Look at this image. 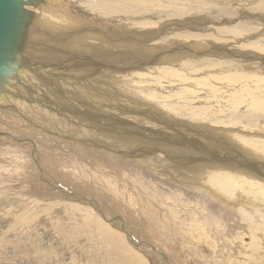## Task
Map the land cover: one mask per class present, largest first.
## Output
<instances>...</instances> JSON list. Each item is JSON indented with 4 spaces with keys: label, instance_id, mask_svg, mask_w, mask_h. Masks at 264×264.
<instances>
[{
    "label": "rangeland",
    "instance_id": "rangeland-1",
    "mask_svg": "<svg viewBox=\"0 0 264 264\" xmlns=\"http://www.w3.org/2000/svg\"><path fill=\"white\" fill-rule=\"evenodd\" d=\"M80 1H86L87 2L88 0H65V1L63 0V2L68 6V10L66 11V13H69L70 15H72L73 12H75L73 14L80 13L77 10L80 7L78 5H83L80 3ZM90 1H92L98 9L95 12H91V13L89 12L90 14H94V13L98 14L99 12L100 13L103 12V7H102V10L100 7L103 6V4H104L103 2H105V0H90ZM107 1H111L112 10H109L108 15H106L105 17H101V18L115 19L116 22L113 24V27H109V28L125 29L128 33H132V34L138 33V35H139L140 33H142L141 35H146V34H149V32L152 33L154 30H156V27L160 26V23L164 24L168 21H176V19L177 20L180 19V20H182L180 22H183L184 20H187V19L192 20L195 18V20L197 22L203 23V21H200V19L202 20L204 18L205 20L208 19L209 24L207 23V25L205 24L204 26L201 25L200 26L201 29L204 28L202 31L200 30V27H196V25H194L193 23H190L187 26H181V28L179 26L177 28H179L180 30L183 29L181 32L193 31L195 33H198V35L208 33V35H204V37H200V39H203L202 41H205V42L206 41H213L215 43H218L219 39H220V34L218 32V29L224 28V30H229L232 34L234 32L233 36L235 37V39L238 37L236 40H233V38H231L230 36H227L228 41H229V42H226L227 47H231V46H229V43L230 44L234 43L233 45H235V48H237V46H238L237 49H241L242 52H246V50H242V49L246 48L245 45L249 44V43H257V45H259V42H256V41H259L262 38L261 34H263V32H264V0H183V1L182 0H166V1L165 0H127V1L126 0H124V1L107 0ZM99 2H100V4H99ZM120 2H121V4H120ZM123 2H124V4H123ZM112 3L115 6H113ZM116 3L118 4V6ZM198 4H200V6ZM150 5H151V8H150ZM123 6H124V8L126 7V9H127L126 11L123 10ZM129 6H130V8H129ZM183 6H184V8H182ZM65 7L60 6V9L63 11ZM207 8H208V11H207ZM66 9H67V7L65 8V10ZM115 9H117L119 12H117V10L115 12ZM183 9H185V10H183ZM99 10H101V11H99ZM110 11H112V12H110ZM151 12H153V13L155 12V13L153 14ZM186 12H188V13H186ZM152 14H153V16H152ZM199 14H200V16H199ZM208 14H210V15L208 16ZM176 17H179V18H176ZM190 17H192V19ZM225 17H226V19H225ZM222 19H223V21H222ZM117 21H118V23H117ZM209 21H211V22H209ZM128 22H130V23H128ZM176 24H180V23L176 22ZM131 25L134 27H132ZM141 26H143V27H141ZM184 27H186V28H184ZM206 27L207 28L209 27V28L205 29ZM233 27H234V30L232 31ZM147 28H148L149 32L148 31L145 32ZM177 28H176V30L174 29L176 34L173 33L171 35L172 37L175 36V38H173L174 40H180V42L191 41L190 39H192V38L184 37L182 35H177V34L181 33V32H179L180 30ZM215 30L217 31V35L219 34V36L215 37V35H216ZM199 31H200V33H199ZM252 31H254V32H252ZM243 32H245L246 34ZM260 32H261V34H260ZM209 34H210V36H209ZM32 35L34 36V34H32ZM32 35L30 36V38L33 37ZM250 37L252 40L250 39ZM67 38L70 39V38H72V36L67 37ZM210 38H211V40H210ZM200 39L198 38L195 40L198 41ZM32 41L33 42H31L30 47H29L30 52H32V54H39V52H37L36 50L43 47L44 44L37 42L35 37L32 38ZM193 41H194V39H193ZM154 42H156V41H154ZM220 43H222V42H219L218 44H220ZM193 48L196 51L198 48H201V47L196 46ZM246 49H249V48H246ZM229 50H231V49H228V50L225 49L224 51H229ZM232 51H234L236 53H233ZM200 53L203 55L197 59L195 58V60H194V58H191V60H190L191 62H188L191 65L190 64L186 65L185 67H183V69L180 68L179 70H176V69L169 67L168 70L166 71L167 74L164 77H162V75H160V74H157V72H155L156 74L153 72L152 76L154 77V75H155L154 78H156V79L154 80V79L150 78L152 81L150 79H143V80L135 79L136 81H134V79L131 80L128 78L129 79L128 80L126 78L122 79V78H119V77L116 78L113 76H109V78H108V76L105 74L104 75H91L90 74L87 77L79 76L78 74L71 72L70 70H66V71L55 70L54 65H52V63L55 62V66L56 65L59 66L60 62L58 59L49 61L44 56H41V58H35V57H32V55L29 56V57H32L31 60L33 59L32 61L30 60L31 62H33V63L35 62L36 65H40L42 67L44 66L45 70H48L49 71L48 73H50L52 76L47 75V80L45 78L44 79L45 81L43 80V82H42L39 80L37 74H34V77H35L34 78L33 73L28 71L27 69H26V71H21L18 75V78L15 81H13L12 86L8 87L10 92L8 94H6V96L4 98H2V100H0V147L3 146L2 147L3 149L0 148V150L3 153H5V154H3L0 151L2 153V154L0 153V155L1 156L3 155L5 158L4 159L3 156H2V158L4 160L2 158H0L1 159V161H0V201H1L0 202V264H133V262H130L127 259L125 253L122 252V250H120L118 248V246L116 245L114 240L109 239L108 241H106L108 238H105L100 233H98V231H96L98 229V225H99L98 219H99V221L101 219L104 220L102 217H99L100 214L96 210H94V208H96V207H99V208L104 207L106 210L108 209L107 210L108 212H106V210H104V208H100L101 210L102 209L104 210V211L102 210L104 212V214H105V212H106V214L108 213V215H110L112 213L110 215V217H111L110 219L113 218L112 216H114V213H116V214L118 213L117 215H119L125 222H127V224L129 226L131 224L130 227L133 229V235H134V238L136 240H138V241L143 240L142 236H144V234H145V238L146 239L148 238V241L151 242L152 246L160 249L168 257V260L171 262L170 263L169 261L168 262L165 261V258L161 257L157 253H151L148 251L146 253H144L142 251H138L128 241L127 236L121 231L120 226L118 225V227H117V225H115L116 222L109 223V222H106L104 220L105 221L104 224L107 223L108 227L112 231H115L116 233H118V235H120V237H122V239L124 240V243L127 246H129L131 248V250H133L134 252L141 255V257L145 260V264H264V218L262 217V215L260 213V212H263V215H264V209H263L264 208L263 207L264 206V204H263L264 203L263 202L264 201V198H263L264 194L263 193H261V194L255 193L252 190L251 191L252 193L249 192V194H248V192H246L247 193L246 194L244 191H242V193L240 194V192L237 188H231V191H233L234 193L231 192L230 195H227L228 197L226 196L227 198L225 197V200H226V203H229L232 205H233L232 202L235 201L234 204L236 205L237 210H236V212L235 211L234 212L233 211L227 212V210L226 211L224 210V212H223V210H222L223 215H225L226 218H228V219H226L224 216V221L225 220L228 221L229 224L224 222L223 220H222V222L218 221V220L217 221L213 220L212 221L213 225L211 224L212 222L206 223V220L204 219L205 217L203 214V213H205V211H204V208L201 207L199 202L197 200H195L196 202H194V200H192L194 198H189V197H187V200H186L185 196H184L185 194L181 189L180 190L182 192L180 193V190H179L180 186L179 185H181L184 182L182 180H180L182 177L179 175H182L183 173H180L178 175L179 171L177 170V168H175L176 170L175 169L173 170V167L169 168L171 166L170 163H168L167 164L168 167H166L163 164L155 162V159L158 157V155L160 153L153 155V157H151V158L149 157L148 160L147 159L134 160V159H132V158H130V157H128L122 153L125 151V150H122L123 147H125V146L128 147V143L129 144L131 143V135L124 134L121 131H117L115 133V135L114 134L111 135L108 133L106 134V132L102 131V129H100L101 132H99L100 131L99 129L96 131L94 128V125L96 123H98L99 121L104 122L103 120H101V119L99 120V118L94 116L95 113L97 114V112H100V111H102V112L105 111L104 113H109V114H114V113L119 114L128 120H132L138 124H142V123L150 121V119L147 116L141 114L139 112V110L147 109V108L157 110L156 109L157 106H158V108L160 106L162 108H159V109H161L163 111H170L171 107H172V108H174V109H172L173 112L171 111L172 113L175 114L176 111L179 112V113H176V115L181 114V116L187 117V115L189 116V114H190V116H194V113H195L196 114L195 116H197V117H194V118H200V119L202 118L203 119L204 115H205V117L206 116H208V117L215 116L217 118L220 117L219 121H221V123L227 122V120H228L229 124L225 123L223 125L227 124V125H229V127L220 125L221 128L223 127V129H226V131L228 129H230L227 131V133H226V131L224 133L227 134V136H228L231 133L230 131H232V129H233L232 127H234V129H235V130L233 129L234 132L237 130L241 134H243L244 137L239 139L241 141L238 140V142H241L240 144L242 146H244V149L247 152H249V153L253 152L251 154H253L254 156L252 155V157L255 158L256 154L254 153L255 151H253L252 149L255 150L256 148H252L253 143L255 144L257 141L260 144V147L257 146L259 148V150L261 152L264 151V149H263L264 146H262V145H264V137H263L264 136V129H263V126H264L263 123L264 122H262V121H264V68H262V66L264 67V59H262L257 54L255 56H251L250 54H242L238 50H231L228 53H224L225 58H227V60L224 58L223 53L212 54V52H210V51L209 52H200ZM40 55H42V54L40 53ZM228 55L230 57L238 56L241 58V60H245V63H243L244 64L243 66L245 67V65H246V67H245L246 69H244V67L241 66V63H242L241 61H240L241 63H238L239 61H230L231 58ZM216 57H218V58H216ZM229 58H230V60H228ZM205 59H206V61H205V63H203L202 61H204ZM214 60H215V62H213V63L214 64L216 63V65H214L212 63V61H214ZM219 60H221V61H219ZM200 61L203 65L200 63ZM223 61L226 65L224 63H222L223 65L219 64ZM230 62H233L234 64L230 63ZM235 62H237V63H235ZM257 63L259 65H261L262 69L259 70V68H257V70H256V67H252V65H255ZM230 64H232V66L235 64H237V65H235V68H234V66L233 67L228 66ZM224 65L227 67L225 68ZM249 65L252 67V69ZM189 66H190V68H189ZM192 67H194V68H192ZM212 69H214V71ZM187 73H189V74H187ZM179 74H180V76H178ZM96 76L98 77V80H97ZM178 77H180V78H178ZM48 79H50V80H48ZM124 79H126V80H124ZM234 79H235V81H234ZM158 80H160V81H158ZM230 80H231V82H230ZM46 81H48V83ZM124 81H125V83H124ZM137 81H140V82H137ZM233 81H234V83H233ZM23 82H24V84H23ZM134 82L138 83L139 86L141 85L140 86L141 91L139 90V86L137 84H135ZM150 83H151V85H150ZM156 83L158 84L157 86L154 85ZM148 85H150L152 87V89H154V90L151 89L152 90L151 91L150 86H148ZM153 86H155V87L153 88ZM158 86L160 87V89ZM51 87H52V90L56 91V93H55V94H57L56 96H53L46 91V88H51ZM137 87H138V89H137ZM192 87H194V89ZM143 89L144 90L148 89V90H145L146 91V93H145V91ZM199 90H200V93H199ZM51 92H53V91H51ZM109 94L111 96V98H110L111 100L109 99V96H108ZM127 94H130V95L128 96ZM131 94H132V96H131ZM147 95H148V97H146ZM149 95H150V97H149ZM152 95H153V99H155V101L152 99ZM97 96H98V98H97ZM205 96H207V97H205ZM52 97H53V99H52ZM106 97H107V100H106ZM128 97H131V100ZM154 97H156V98H154ZM93 98H94L95 102H94ZM132 98L134 100H136L135 98H137L138 101L136 102ZM138 98L140 99V101ZM159 98H160V100H159ZM100 99L102 100V102L103 101L104 102L102 103L100 101ZM112 99H113V102H115V104L112 103ZM127 99H128V101H127ZM21 100H23V101H21ZM43 100H45V101H43ZM61 100H63V102H61ZM108 100H109V102H107ZM123 100L124 101L126 100V101L124 102ZM156 100H158V101H156ZM217 100H218V102H217ZM82 101L90 104V106H92V107H94L100 111H97L94 113L89 108L85 109L83 107L84 104L82 103ZM141 101H143V102H141ZM144 101H147V102L145 103ZM99 102H100V104H99ZM149 102H150V105H149ZM159 102H161V103H159ZM167 102L168 103L170 102V103L168 104ZM61 103H64L65 107H64V104L61 105ZM70 103L71 104L74 103L78 110L75 109L74 107L71 108L72 110H69L68 108H70L71 106L67 108V105L68 104L71 105ZM104 103L107 105L112 103L113 107L111 105H109V106L105 105L104 106L103 105ZM154 103L156 104V106L154 105ZM172 103H176L177 105L172 104ZM247 103H248V105H247ZM22 104H23V106H22ZM124 104L127 108L125 106H123ZM146 104L148 105V107L146 106ZM157 104H159V105H157ZM162 104H163V106H162ZM164 104H166V105H164ZM249 104L251 105V107H248V106H250ZM138 105H139V107H138ZM144 105H145V107H144ZM228 105H231V106L229 107ZM20 106H22V107H20ZM116 106H118L119 108H115ZM153 106H155L156 108H154ZM165 106H168V107L170 106L168 108L169 110H165V109H167V107H165ZM177 106L180 108H178ZM210 106L212 107V109ZM246 107L249 109H247ZM123 108L126 109L125 110L126 112L122 111ZM177 108H178V110H176ZM245 108L247 109L246 111H245ZM6 109H7V111H6ZM9 109L12 111H10ZM116 109H118V110L122 109V110L121 111L119 110L120 112H118V110L116 111ZM189 109L191 110L192 113L190 112ZM207 109L209 110L210 115L205 114V113H208V112H206V111H208ZM225 109L226 110L229 109L228 112L230 111L229 113H231V115L228 114V112ZM85 110L88 114L85 112ZM182 110H185V112H187L189 110V113L187 112L186 115H184L183 113H185V112H183ZM80 111H83L84 113H80ZM211 111H212V114L210 113ZM44 112H46V113H44ZM127 112H129V113H127ZM222 112H223V114H222ZM65 113H66V115H65ZM70 113H72V114H70ZM224 113H225V115H224ZM246 113H250V114L247 115ZM12 114H13V116H12ZM45 114L47 116H45ZM81 114L84 116H82ZM226 114H228V116ZM244 114L246 115V117ZM101 115H103V114H101ZM127 115H128V117H127ZM92 117H95V118H92ZM229 117L231 120L229 119ZM33 118H34V120H33ZM132 118H135V119H132ZM224 118H225V120H223ZM243 118L245 120H247V122H248V120H251L252 123L254 121L257 123H255V122L253 124L250 123L251 125L248 123L247 127L245 128V127H243V125L245 123L244 122L245 120ZM8 120H10V121H8ZM202 121H208L207 123L209 124V127H215V125H214L215 122H212L209 120H202ZM66 123H67V126H66ZM62 124L65 128L62 126ZM7 125H9V126H7ZM72 125H73V127H72ZM74 126L75 127L77 126V127L75 128ZM61 127H62V129H61ZM216 127H217V125H216ZM219 127H217V128H219ZM248 127H250V128H248ZM260 127H261V129H260ZM10 128H12V129H10ZM29 128H31V129H29ZM71 128H72V130H71ZM79 128H81V129H79ZM5 130H7V131H5ZM16 131H17V133H16ZM54 131H56V132H54ZM59 131H60V133H59ZM237 131H236V133L238 134L239 132H237ZM258 131L259 132L261 131L262 133H259ZM26 132H27V135H26ZM71 132H72V134H71ZM74 132H76V133H74ZM97 132H99V133H97ZM102 132L104 133V135H101V134H103ZM29 134H31V135H29ZM119 134H121L122 136ZM42 135H43V137L44 136L48 137V140L45 137L42 138V139H46L44 141L47 144L41 139ZM69 135L71 137H69ZM29 136H31V137H29ZM96 136L98 137V139ZM117 136L121 139V141L124 140V142L120 143V139H117L119 141V143H118L116 140ZM64 137H66V138H64ZM92 137H94V138H92ZM123 137H124V139H122ZM125 137H126V139H125ZM249 137H250V140H249ZM16 138H19V140H16ZM31 138L33 140L32 142H31ZM60 138H62V139H60ZM112 138H114V140ZM34 139H37V140H34ZM88 139H89V141H88ZM111 139H112V141H111ZM243 139H244V141H243ZM40 140L43 141L45 144L42 143ZM101 140H102V142H101ZM108 140H110L109 141L110 144L107 143ZM47 141L52 142V143L49 142L50 147L48 146ZM247 141H250L252 144L250 142H247ZM34 142L35 143L37 142L38 144L40 142V144L38 145L37 143L35 144ZM61 142L62 143L64 142L63 145L61 144ZM91 142H93V143H91ZM98 142H100V143H98ZM245 142L249 143L250 145L245 143ZM22 143L25 146L19 145ZM56 143L60 147H58L56 145ZM69 143H71V144H69ZM105 143H107V144H105ZM27 144H28V146H27ZM66 144H68V145H66ZM115 144H117V145H115ZM9 145L10 146L11 145L12 146L18 145L20 147H23V149L19 148L22 151H18L19 153L16 154L14 150H16L18 148L14 147V150H13L14 152L12 153V150L11 151L6 150V148H8ZM93 145L96 146L95 147L96 150L99 147L98 150H100V151L97 150L98 154H96V150H94ZM10 146H9V148H10ZM86 146H88V148ZM261 146H262L263 150H261ZM42 147H44V148H42ZM54 147H56L55 151H54ZM50 148H53V149H50ZM89 148H91V149H89ZM104 148H106V149H104ZM119 148H120V150H119ZM4 149L6 150V152L3 151ZM30 149H32V151ZM65 149H67V150H65ZM125 149H127V148L125 147ZM23 150H25V151H23ZM117 150H118V152H117ZM250 150H252V151H250ZM258 151H256V152H258ZM90 152H93V153H90ZM100 152H102V153H100ZM116 152H117V154H116ZM261 152L259 153V155H261ZM8 153H10V154L8 155ZM79 153H82L81 154L82 156H80ZM263 154H264V152H263ZM26 155H28V156L25 158ZM108 155H109V157H108ZM155 156H156V158H155ZM15 157H16V159H15ZM31 157L33 160L31 159ZM160 157H162V156H160ZM84 158H85V160H84ZM150 159H151V162H149ZM258 159L260 161L263 158H261V159L257 158L256 160H258ZM116 160H117V162H116ZM146 160L148 163L146 162ZM12 161H15V162H12ZM28 161H30V162H28ZM21 162H25V163H21ZM38 162H40V163H38ZM261 162H263V160ZM18 163L20 166L17 165ZM149 163H151V164H149ZM28 164H29V166H28ZM119 164H120V166H118ZM21 165H24V166H21ZM76 165H77V167H76ZM146 165H148V166H146ZM56 166H58V167H56ZM103 166H105V167H103ZM164 166L167 170H169V172L167 170H165V168L162 169ZM121 167L124 169H122ZM110 168L112 170H110ZM59 169H60V171H59ZM170 169H171V171H170ZM148 170H149V172H148ZM80 171H83V172H80ZM145 171H147V173L149 174L148 176H147V173ZM161 171H163V173ZM176 171L178 172L177 176L175 175ZM235 171H237V170H235ZM142 172H143V174H142ZM159 172H160V174H159ZM207 172H209V171H207ZM138 173H140V174H138ZM150 173H151V175H150ZM240 173H245V172H240ZM55 174H56V176H55ZM122 175H124V176H122ZM248 175H249V177H253L250 174H247L246 176H248ZM149 176L151 179L149 178ZM15 177H16V179H15ZM108 178H110V179H108ZM197 178L200 180H203V179H201V177H197ZM159 179H161V180H159ZM44 180L45 181L51 180V182L53 181V183H52L53 185H56L54 180H58V181L63 182V183H69V184L72 183L73 185L74 184L83 185L84 188L88 187V188H86V190L88 189V191H87L88 193L86 191H83V194H85L86 197L88 199H91V200H93V197L96 198V199H94L95 200L94 203L96 204V206L94 207V206L90 205L91 203L85 197H80L82 200H85L88 203H90L88 205L86 203L84 204L83 202H81L82 204H84L88 208L87 218H84V216L80 213L79 208H75V211L78 214V215H75L76 213H74L75 211H73L74 209L72 210L73 207L71 206L72 201H74V199H72V200L70 199L72 197V195L69 198H59V197H55V196H53V197L52 196H49V197L45 196L44 197V196L40 195V193H41L40 191H42V190H40V186H43V187L47 186V184ZM141 180L143 183L141 182ZM176 181H178V182H176ZM86 182H88V183H86ZM155 182H157V183H155ZM158 182H161V183H158ZM180 182H181V184H180ZM173 183H175L174 184L175 186H172ZM177 184H178V189H176L177 190V193H176L175 188L177 187L176 186ZM136 185H138V186H136ZM158 185L159 186L161 185V187H164V188H160ZM34 187H37V189ZM38 187H39V189H38ZM73 187L75 188V191L77 193H81V191L78 190L77 186H73ZM172 187H175V188L173 189ZM170 191H173V192L171 193ZM54 192L52 191V193H54ZM94 192H96L95 194H98V193L99 194L95 196V195H93ZM235 192H238L243 197H240V195L238 193L236 195ZM243 193H244V195H242ZM181 194H183V195H181ZM257 194H259L260 196H256ZM75 196H76V194H73V197H75ZM179 196L181 199L179 198ZM224 196L225 195H223V197ZM255 196L257 197V199L260 198L258 200L261 203L262 202L263 203L262 204L258 203L259 201H257ZM249 197L251 199H249ZM188 198L190 201L188 200ZM262 198H263V200H262ZM238 199H240V203H238L239 202ZM96 200H98V201H96ZM230 200H232V201H230ZM185 201H187V202H185ZM195 203L198 205L196 206ZM249 203H252L253 204L252 206H254L256 204L254 206V208L252 207L253 212L251 211L252 208H251V205ZM259 204H261L262 207ZM241 205H243L242 207L243 208L245 207V208L243 209L241 207ZM65 206H68L69 209H66L67 207H65ZM237 206H240L241 208L240 207L238 208ZM255 207H258V208L260 207L259 212H256V214L254 211H255V209H256V211H258V208H255ZM62 209H64V210H62ZM195 209H197V210H195ZM238 209H241V210L243 209L244 212L240 211ZM245 209L248 210L249 214L247 213V210H245ZM131 210H132V212H131ZM134 210H135V212H134ZM231 213L233 216L232 215L230 216ZM257 213H259L260 215ZM73 214L75 215V217L72 216ZM134 214H136V216ZM228 214H229V216H228ZM234 214L235 215L237 214L236 215L237 217ZM108 215H107V218L109 219ZM199 215H202V216H199ZM218 215H220V214H218ZM238 215L241 217H239ZM248 215H250L249 216L250 219L248 218ZM254 215H256L255 217L261 216L262 218L261 217L255 218L256 220L257 219L259 220V221L258 220L256 221L254 219ZM19 216H21V217H19ZM220 216H218V217L221 218ZM124 217H127V218L125 219ZM202 217H203L204 221H202V219H201ZM23 218H25V219H23ZM240 218H243V219H240ZM128 219H129V221H128ZM221 219H223V218H221ZM17 220H18V222H17ZM241 220H243L244 224L241 222ZM141 221L143 222V224H141L142 223ZM82 222H84V223H82ZM216 222L218 225H216ZM201 223H203V225ZM230 223L232 226L230 225ZM143 225H144V227H142ZM215 225L217 227H215ZM227 226H229L228 227V228H230L229 230H228V228H226ZM232 227H233V229H231ZM140 228H142V234H140V230H139ZM228 231H229V233H228ZM253 237H255V238H253ZM142 245L147 246L145 244H142ZM145 248H147V247H145ZM156 261H158V262H156Z\"/></svg>",
    "mask_w": 264,
    "mask_h": 264
},
{
    "label": "bare ground",
    "instance_id": "bare-ground-1",
    "mask_svg": "<svg viewBox=\"0 0 264 264\" xmlns=\"http://www.w3.org/2000/svg\"><path fill=\"white\" fill-rule=\"evenodd\" d=\"M65 1V0H64ZM118 1V0H117ZM121 1H124V0H121ZM127 1V0H126ZM166 1V0H165ZM183 1V0H182ZM80 3L81 4H83V5H78V6H80L77 10H78V12H80V13H77V14H73V13H75V12H73L72 13V15H70L69 13H66V11L68 10V6L63 2V0H36V2H35V4L34 5H29V6H27V8L28 9H32L33 11H34V13L36 14V16L38 17L37 18V20H36V22L34 23H32V25L34 26L33 28H32V34H34V36L33 37H35V39L37 40V42H40L41 44H44L43 45V47L42 48H44L45 47V49H47V50H49L50 52H47L46 54L47 55H40V53L39 54H32V52H30V54L32 55V57H35V58H41V56H44L45 58H47L49 61H52V60H56V59H58L59 60V62H60V65L58 66V65H56L55 66V62H53L52 63V65H54V69L55 70H59V71H61V70H63V71H66V70H70L71 72H74V73H76V74H78L79 76H85V77H87V76H89L90 74L91 75H107L108 76V78H109V76H113V77H119V78H126V79H131V80H133L134 79V81H136L135 79H141V80H143V79H150V78H152V79H156V78H154L155 77V75H154V77L152 76V74H153V72L155 73V72H157V74H160V75H162V77H164V76H166V71L168 70V68L170 67V68H173V69H176V70H179L180 68H182L183 69V67H185L186 65H189L190 63H188V62H191L190 60H191V58H194V60H195V58L197 59V58H199L200 56H202L203 54H201L200 52H212V54H221V53H223V56H224V58H225V55H224V53H228V52H230L231 50H238L240 53L242 52L241 51V49H237L238 48V46H237V48H235V45H233V44H230L229 43V46H231V47H227V44H226V42H229L228 41V38H227V36H230L231 38H233V40H236L235 39V37L233 36V34H234V32H233V34L229 31V30H224V28H219L218 29V32H219V34H220V39H219V42H222V43H220V44H218V43H215V42H213V41H202L203 39H200V37H204V35H208V33H206V34H202V35H198V33H195V32H193V31H184V32H181L182 30H180L179 28H177V29H179L180 31L179 32H181L180 34H177V35H182V36H184V37H189V38H192V39H190L191 41H188V42H195V43H192L191 45H190V47L194 50V48L193 47H196V46H198V47H201V48H198L196 51L194 50L193 52H187V51H185V52H183V53H181L182 55H180V56H177L176 58H175V56L173 57L172 55H175L176 53H172V54H168V53H166V55H161L160 57H159V59H158V61L157 62H155V63H151L150 62V59H148V55L149 54H155V52L156 51H151V50H147L146 51V53H141L142 51H139V49L141 48V46H142V44L141 43H137V42H131V39H129V38H127L126 36H125V34H124V32H125V29H115V28H109V27H113V24L116 22V20L115 19H105V18H101V17H105L106 15H108V11L109 10H112V6H111V1H107V0H105V2H103L104 4H103V6H101L100 8H101V10H102V7H103V12L102 13H98V14H90L91 12H95V11H97L98 9H97V7L95 6V4L92 2V1H90V0H88L87 2L86 1H80ZM102 3V2H101ZM171 3V2H170ZM182 3V2H181ZM99 4H100V2H99ZM117 4V3H116ZM120 4H121V2H120ZM123 4H124V2H123ZM127 4V3H126ZM152 4V3H151ZM157 4V3H156ZM112 5H113V3H112ZM133 5V4H132ZM144 5V4H143ZM154 5V4H153ZM166 5V4H165ZM180 5V4H179ZM183 5V4H182ZM199 6H200V4H198ZM202 5V4H201ZM205 5V4H204ZM60 6H66L67 7V9L65 10V8H64V10L62 11L61 9H60ZM113 6H115V5H113ZM117 6H118V4H117ZM126 6V5H125ZM159 6V5H158ZM169 6V5H168ZM197 6V5H196ZM203 6V5H202ZM224 6V5H223ZM121 7V6H120ZM119 7V8H120ZM139 7V6H138ZM144 7V6H143ZM165 7V6H164ZM181 7V6H180ZM71 8V7H70ZM69 8V9H70ZM76 8V7H75ZM128 8V7H127ZM129 8H130V6H129ZM150 8H151V5H150ZM173 8V7H172ZM182 8H184V6L182 7ZM143 9V8H142ZM181 9V8H180ZM186 9V8H185ZM185 9H183V10H185ZM189 9V8H188ZM195 9V8H194ZM71 10V9H70ZM69 10V11H70ZM76 10V9H75ZM74 10V11H75ZM101 10H99V11H101ZM116 10L117 9H115V12H116ZM123 10L124 11H126L127 9H126V7L124 8V6H123ZM122 10V11H123ZM179 10V9H178ZM73 11V10H72ZM71 11V12H72ZM133 11V10H132ZM140 11V10H139ZM155 11V10H154ZM171 11V10H170ZM190 11V10H189ZM204 11V10H203ZM207 11H208V8H207ZM222 11V10H221ZM90 12V13H89ZM110 12H112V11H110ZM117 12H119L118 10H117ZM156 12V11H155ZM154 12V13H155ZM172 12V11H171ZM224 12V11H223ZM261 12V11H260ZM151 13H153V12H151ZM153 13V14H154ZM186 13H188V12H186ZM222 13V12H221ZM110 14V13H109ZM132 14V13H131ZM137 14V13H136ZM153 14H152V16H153ZM179 14V13H178ZM218 14V13H217ZM226 14V13H225ZM231 14V13H230ZM177 15V14H176ZM175 15V16H176ZM205 15V14H204ZM203 15V16H204ZM210 14H208V16H209ZM229 15V14H228ZM143 16V15H142ZM151 16V15H150ZM187 16V15H186ZM185 16V17H186ZM193 16V15H192ZM199 16H200V14H199ZM220 16V15H219ZM225 16V15H224ZM114 17V16H113ZM140 17V16H139ZM188 17V16H187ZM194 17V16H193ZM214 17V16H213ZM222 17V16H221ZM120 18V17H119ZM149 18V17H148ZM175 18V17H174ZM176 18H179V17H176ZM183 18V17H182ZM191 19H192V17H190ZM202 18V17H201ZM211 19V18H210ZM225 19H226V17H225ZM253 19V18H252ZM119 20V19H118ZM129 20V19H128ZM127 20V21H128ZM175 20V19H174ZM213 20V19H212ZM211 20V21H212ZM241 20V19H240ZM180 21H182V20H180V19H176V21H168V22H166V23H170L171 25H173V26H177V25H183V26H187V25H189L190 23H193L194 25H196V27H200L201 25H207V23H208V19L207 20H205L204 18L201 20L200 19V21H203V23H199V22H197L196 20H195V18L194 19H192V20H190V19H187V20H184L183 22H180ZM211 21H209V22H211ZM214 21V20H213ZM222 21H223V19H222ZM120 22V21H119ZM131 22V21H130ZM130 22H128V23H130ZM176 22L177 23H180V24H176ZM251 22V21H250ZM117 23H118V21H117ZM116 23V24H117ZM122 23V22H121ZM176 25H175V24ZM222 23V22H221ZM225 23V22H224ZM126 24V23H125ZM132 24V23H131ZM184 24H187V25H184ZM209 24V23H208ZM211 24V23H210ZM231 24V23H230ZM246 24V23H245ZM120 25V24H119ZM122 25V24H121ZM124 25V24H123ZM129 25V24H128ZM160 25H162V23H160ZM220 25V24H219ZM237 25V24H236ZM116 26V25H115ZM127 26V25H126ZM132 26V25H131ZM152 26V25H151ZM240 26V25H239ZM257 26V25H256ZM123 27V26H122ZM132 27H134V26H132ZM141 27H143V26H141ZM221 27V26H220ZM249 27V26H248ZM131 28V27H130ZM129 28V29H130ZM150 28V27H149ZM158 27H156V29H157ZM180 28H181V26H180ZM183 28V27H182ZM184 28H186V27H184ZM188 28V27H187ZM190 28V27H189ZM195 28V27H194ZM209 28V27H208ZM207 27L205 28V29H208ZM216 28V27H215ZM262 28V27H261ZM133 29V28H132ZM151 29V28H150ZM155 29V28H154ZM204 29V28H203ZM203 29H201V27H200V30L202 31ZM176 30V29H175ZM175 30H173L172 32H170V33H168V35L166 36H162V37H159L158 39H156V40H154V41H156V42H151L150 44L152 45V46H155V47H158L159 45H161V46H166V45H168V46H174V45H177V44H172V43H168L167 41H170V40H174L173 38H175V36L174 37H172L171 35L173 34V33H175L176 34V32H175ZM191 30V29H190ZM199 30V29H198ZM217 30V29H216ZM215 30V31H216ZM234 30V27H233V29H232V31ZM254 30V29H253ZM148 31V28L146 29V31L145 32H147ZM153 31V30H152ZM151 31V32H152ZM213 31V30H212ZM149 32V31H148ZM252 32H254V31H252ZM150 33V32H149ZM199 33H200V31H199ZM212 33V32H211ZM243 33H245V32H243ZM132 34V33H131ZM134 34H138V33H134ZM142 33H140L139 35H141ZM146 34V33H145ZM215 34V33H214ZM219 34L217 35V31H216V35H215V37L216 36H219ZM236 34V33H235ZM246 34V33H245ZM252 34V33H251ZM260 34H261V32H260ZM263 34H264V32H263ZM263 34H261L262 35V38L259 40V41H256V42H259V45H257V43H249V44H246L245 45V47L246 48H249V49H242V50H246V52L245 53H242V54H250L251 56H255L256 54L257 55H259L262 59H264V35ZM147 35V34H146ZM213 35V34H212ZM248 35V34H247ZM72 36V38H67V37H71ZM170 36V37H169ZM209 36H210V34H209ZM33 37H31V38H33ZM167 37V38H166ZM180 37V36H179ZM206 37V36H205ZM214 37V36H213ZM229 37V38H230ZM247 37V36H246ZM260 37V36H259ZM200 39V40H198V41H196L195 39ZM248 38V37H247ZM246 38V39H247ZM253 38V37H252ZM193 39H194V41H193ZM218 39V38H217ZM250 39H251V37H250ZM256 39V38H255ZM254 39V40H255ZM210 40H211V38H210ZM241 40V39H240ZM243 40V39H242ZM245 40V39H244ZM252 40V39H251ZM258 40V39H257ZM174 41H179L180 42V40H174ZM182 41V40H181ZM248 41V40H247ZM33 42V41H32ZM235 42V41H234ZM254 42V41H253ZM156 44V45H155ZM205 47V48H204ZM252 47V48H251ZM240 48V47H239ZM244 48V47H243ZM255 48V49H254ZM51 49V50H50ZM228 50V49H231V50H229V51H224V50ZM233 53H236V52H234V51H232ZM229 56V55H228ZM32 57H30V58H32ZM173 57V58H172ZM219 57V56H218ZM218 57H216V58H218ZM230 57V56H229ZM170 58H172V59H170ZM206 58V57H205ZM211 58V57H210ZM213 58V57H212ZM215 58V59H216ZM220 58V57H219ZM230 58H231V60H230ZM228 60H230V61H239L238 63H241V66H243L244 64L243 63H245V60H241V58L240 57H238V56H236V57H230ZM221 59V58H220ZM226 60H227V58H225ZM29 60H31V59H29ZM33 60V59H32ZM31 60V61H32ZM193 60V61H194ZM208 60V59H207ZM222 60V59H221ZM221 60H219V61H221ZM225 60V61H226ZM192 61V62H193ZM205 61H206V59L204 60V61H202L203 63H205ZM209 61V60H208ZM207 61V62H208ZM217 61V60H216ZM241 61V62H240ZM197 62V61H196ZM195 62V63H196ZM213 62H215V60L214 61H212V63ZM229 62V61H228ZM35 63V62H34ZM200 63H201V61H200ZM210 63V62H209ZM208 63V64H209ZM211 63V64H212ZM222 63H224V61L223 62H221V63H219V64H222ZM230 63H233V62H230ZM235 63H237V62H235ZM253 63V62H252ZM199 64V63H198ZM202 64V63H201ZM214 64V63H213ZM225 64V63H224ZM234 64V63H233ZM251 64V63H250ZM191 65V64H190ZM203 65V64H202ZM214 65H216V63L214 64ZM223 65V64H222ZM226 65V64H225ZM224 65V66H225ZM235 65H237V64H235ZM235 65H233L234 66V68H235ZM117 66H120V67H122V70H119L118 68H117ZM201 66V65H200ZM206 66V65H205ZM228 66H231V67H233L232 66V64H230V65H228ZM250 66V65H249ZM207 67V66H206ZM227 66H225V68H226ZM244 67V66H243ZM245 67H246V65H245ZM244 67V69H246ZM251 67V66H250ZM252 67H256V70H257V68H259V70L260 69H262V68H264L263 66H262V68H261V65H259L258 63L257 64H255V65H252ZM252 67H251V69H252ZM187 68V67H186ZM185 68V69H186ZM189 68H190V66H189ZM192 68H194V67H192ZM198 68V67H197ZM209 68V67H208ZM215 69V68H214ZM214 69H212L213 71H214ZM231 69V68H230ZM239 69V68H238ZM170 70V69H169ZM255 70V69H254ZM29 71V70H28ZM69 71V72H70ZM197 71V70H196ZM209 71V70H208ZM220 71V70H219ZM31 72V71H30ZM187 72V71H186ZM204 72V71H203ZM217 72V71H216ZM254 72V71H253ZM31 74V73H30ZM73 74V73H72ZM71 74V75H72ZM156 74V73H155ZM187 74H189V73H187ZM191 74V73H190ZM207 74V73H206ZM140 75V76H139ZM192 75V74H191ZM190 75V76H191ZM28 76V75H27ZM50 76H52V75H50ZM49 76V77H50ZM176 76V75H175ZM178 76H180V74L178 75ZM182 76V75H181ZM33 77H34V73H33ZM97 77V76H96ZM161 77V78H162ZM184 77V76H183ZM35 78V77H34ZM52 78V77H51ZM178 78H180V77H178ZM186 78V77H185ZM196 78V77H195ZM200 78V77H199ZM260 78V77H259ZM126 79H124V80H126ZM128 79V80H129ZM170 79V78H169ZM203 79V78H202ZM262 79V78H261ZM260 79V80H261ZM44 80V79H43ZM47 80V79H46ZM48 80H50V79H48ZM97 80H98V77H97ZM103 80V79H102ZM120 80V79H119ZM151 80V79H150ZM241 80V79H240ZM259 80V81H260ZM45 81V80H44ZM108 81V80H107ZM147 81V80H146ZM152 81V80H151ZM150 81V82H151ZM158 81H160V80H158ZM194 81V80H193ZM203 81V80H202ZM234 81H235V79H234ZM234 81H233V83H234ZM252 81V80H251ZM43 82V81H42ZM47 83H48V81H46ZM106 82V81H105ZM113 82V81H112ZM137 82H140V81H137ZM164 82V81H163ZM191 82V81H190ZM230 82H231V80H230ZM111 83V82H110ZM114 83V82H113ZM118 83V82H117ZM116 83V84H117ZM124 83H125V81H124ZM129 83V82H128ZM127 83V84H128ZM131 83V82H130ZM133 83V82H132ZM135 83V82H134ZM143 83V82H142ZM145 83V82H144ZM193 83V82H192ZM232 83V84H233ZM23 84H24V82H23ZM42 84V83H41ZM115 84V83H114ZM135 84H137L138 85V83H135ZM171 84V83H170ZM169 84V85H170ZM183 84V83H182ZM186 84V83H185ZM188 84V83H187ZM191 84V83H190ZM195 84V83H194ZM204 84V83H203ZM218 84V83H217ZM250 84V83H249ZM253 84V83H252ZM112 85V84H111ZM110 85V86H111ZM121 85V84H120ZM124 85V84H123ZM136 85V86H137ZM150 85H151V83H150ZM150 85H148V86H150ZM154 85H158L157 83L156 84H154ZM193 85V84H192ZM201 85V84H200ZM224 85V84H223ZM263 85V84H262ZM98 86V85H97ZM118 86V85H117ZM139 86V85H138ZM141 86V85H140ZM139 86V90H140V87ZM167 86V85H166ZM176 86V85H175ZM199 86V85H198ZM243 86V85H242ZM261 86V85H260ZM94 87V86H93ZM108 87V86H107ZM122 87V86H121ZM135 87V86H134ZM155 86H153V88H154ZM159 87V86H158ZM203 87V86H202ZM224 87V86H223ZM263 87V86H262ZM29 88V87H28ZM56 88V87H55ZM95 88V87H94ZM109 88V87H108ZM124 88V87H123ZM147 88V87H146ZM149 88V87H148ZM165 88V87H164ZM172 88V87H171ZM193 89H194V87H192ZM26 89V88H25ZM30 89V88H29ZM49 91L51 90V91H53V93H56V91H54V90H52V87L51 88H47ZM115 89V88H114ZM125 89V88H124ZM137 89H138V87H137ZM152 89V87L150 86V90ZM158 89V88H157ZM159 89H160V87H159ZM177 89V88H176ZM211 89V88H210ZM257 89V88H256ZM259 89V88H258ZM123 90V89H122ZM132 90V89H131ZM130 90V91H131ZM144 90V89H143ZM142 90V91H143ZM145 90H148V89H145ZM144 90V91H145ZM152 90H154V89H152ZM151 90V91H152ZM163 90V89H162ZM171 90V89H170ZM250 90V89H249ZM31 91V90H30ZM109 91V90H108ZM107 91V92H108ZM116 91V90H115ZM119 91V90H118ZM129 91V92H130ZM141 91V90H140ZM164 91V90H163ZM172 91V90H171ZM202 91V90H201ZM232 91V90H231ZM104 92V91H103ZM111 92V91H110ZM122 92V91H121ZM125 92V91H124ZM208 92V91H207ZM213 92V91H212ZM226 92V91H225ZM244 92V91H243ZM114 93V92H113ZM123 93V92H122ZM132 93V92H131ZM145 93H146V91H145ZM199 93H200V90H199ZM227 93V92H226ZM140 94V93H139ZM142 94V93H141ZM197 94V93H196ZM205 94V93H204ZM203 94V95H204ZM208 94V93H207ZM249 94V93H248ZM57 95V94H56ZM95 95V94H94ZM128 96L130 95V94H127ZM126 95V96H127ZM223 95V94H222ZM36 96V95H35ZM34 96V97H35ZM109 96V99L111 98V96H110V94L108 95ZM125 96V95H124ZM131 96H132V94H131ZM171 96V95H170ZM179 96V95H178ZM249 96V95H248ZM33 97V98H34ZM47 97V96H46ZM104 97V96H103ZM117 97V96H116ZM146 97H148V95L146 96ZM149 97H150V95H149ZM177 97V96H176ZM180 97V96H179ZM205 97H207V96H205ZM220 97V96H219ZM238 97V96H237ZM12 98V97H11ZM10 98V99H11ZM91 98V97H90ZM97 98H98V96H97ZM115 98V97H114ZM121 98V97H120ZM128 98H130V100H131V97H128ZM154 98H156V97H154ZM168 98V97H167ZM16 99V98H15ZM14 99V100H15ZM40 99V98H39ZM46 99V98H45ZM48 99V98H47ZM52 99H53V97H52ZM102 99V98H101ZM100 99V101L102 102V100ZM133 99V98H132ZM136 100H134V101H138L137 100V98H135ZM139 99V98H138ZM147 99V98H146ZM152 99H153V95H152ZM166 99V98H165ZM191 99V98H190ZM213 99V98H212ZM234 99V98H233ZM13 100V99H12ZM24 100V99H23ZM23 100H21V101H23ZM36 100V99H35ZM93 100H94V98H93ZM106 100H107V97H106ZM111 100V99H110ZM115 100V99H114ZM154 101H155V99H153ZM159 100H160V98H159ZM240 100V99H239ZM6 101V100H5ZM18 101V100H17ZM20 101V100H19ZM38 101V100H37ZM43 101H45V100H43ZM58 101V100H57ZM124 101V100H123ZM126 101V100H125ZM124 101V102H125ZM127 101H128V99H127ZM139 101H140V99H139ZM153 101V102H154ZM156 101H158V100H156ZM163 101V100H162ZM161 101V102H162ZM188 101V100H187ZM190 101V100H189ZM210 101V100H209ZM221 101V100H220ZM230 101V100H229ZM234 101V100H233ZM13 102V101H12ZM61 102H63V100H61ZM94 102H95V100H94ZM104 102V101H103ZM102 102V103H103ZM107 102H109V100L107 101ZM141 102H143V101H141ZM145 103L147 102V101H144ZM161 102H159V103H161ZM208 102V101H207ZM217 102H218V100H217ZM250 102V101H249ZM22 103V102H21ZM39 103V102H38ZM46 103V102H45ZM59 103V102H58ZM57 103V104H58ZM106 103V102H105ZM103 104L104 106L105 105H107V104ZM112 103H114L115 104V102H113V99H112ZM112 103L111 104H108L107 106H109V105H111L112 107H113V105H112ZM129 103V102H128ZM132 103V102H131ZM135 103V102H134ZM140 103V102H139ZM166 103V102H165ZM168 103V102H167ZM170 103V102H169ZM168 103V104H169ZM179 103V102H178ZM192 103V102H191ZM199 103V102H198ZM225 103V102H224ZM254 103V102H253ZM56 104V105H57ZM62 104H64V103H61V105ZM67 104V103H66ZM71 104V103H70ZM97 104V103H96ZM99 104H100V102H99ZM98 104V105H99ZM144 104V103H143ZM148 104V103H147ZM146 104V106L148 107V105ZM153 104V103H152ZM172 104H176V103H172ZM180 104V103H179ZM183 104V103H182ZM185 104V103H184ZM218 104V103H217ZM233 104V103H232ZM69 105V104H68ZM68 105H67V107H68ZM102 105V106H103ZM118 105V104H117ZM122 105V104H121ZM149 105H150V102H149ZM154 105L156 106V104L154 103ZM157 105H159V104H157ZM164 105H166V104H164ZM177 105V104H176ZM193 105V104H192ZM220 105V104H219ZM247 105H248V103H247ZM250 105V104H249ZM9 106V105H8ZM22 106H23V104H22ZM22 106H20V107H22ZM123 106H125V104L123 105ZM132 106V105H131ZM136 106V105H135ZM155 106H153L154 108H156ZM162 106H163V104H162ZM174 106V105H173ZM179 106V105H178ZM177 106V107H178ZM186 106V105H185ZM197 106V105H196ZM205 106V105H204ZM203 106V107H204ZM229 107L231 106V105H228ZM256 106V105H255ZM259 106V105H258ZM46 107V106H45ZM53 107V106H52ZM64 107H65V104H64ZM92 107V106H91ZM126 107V106H125ZM134 107V106H133ZM138 107H139V105H138ZM141 107V106H140ZM144 107H145V105H144ZM150 107V106H149ZM165 107H167V109H165V110H169L168 108L170 107H168V106H165ZM175 107V106H174ZM190 107V106H189ZM195 107V106H194ZM198 107V106H197ZM211 107V106H210ZM248 107H251V105L250 106H248ZM24 108V107H23ZM26 108V107H25ZM28 108V107H27ZM54 108V107H53ZM115 108H119L118 106H116ZM114 108V109H115ZM127 108V107H126ZM137 108V107H136ZM157 108H158V106H157ZM156 108V109H157ZM160 108V107H159ZM162 108V107H161ZM176 108V107H175ZM178 108H180V107H178ZM178 108L176 109V110H178ZM192 108V107H191ZM227 108V107H226ZM247 108V107H246ZM245 108V111L247 110V109H249V108H247L246 109ZM102 109V108H101ZM172 109H174V108H172L171 107V110H170V112L172 111ZM184 109V108H183ZM211 109H212V107H211ZM210 109V110H211ZM10 110V109H9ZM30 110V109H29ZM52 110V109H51ZM50 110V111H51ZM70 110V109H69ZM78 110V109H77ZM113 110V109H112ZM118 109H116V111H117ZM120 111L122 110V109H119ZM118 110V112H120ZM126 109H124L123 108V110L122 111H125ZM128 110V109H127ZM180 110V109H179ZM190 110V109H189ZM189 110L187 111L188 113H189ZM208 110V109H207ZM214 110V109H213ZM226 110V109H225ZM229 110V109H228ZM228 110H226L227 112H228ZM6 111H7V109H6ZM10 111H12V110H10ZM181 111V110H180ZM183 112H185V110H182ZM194 111V110H193ZM199 111V110H198ZM221 111V110H220ZM253 111V110H252ZM43 112V111H42ZM70 112V111H69ZM85 112H86V110H85ZM89 112V111H88ZM96 112V111H95ZM105 112V111H104ZM109 112V111H108ZM126 112V111H125ZM124 112V113H125ZM168 112V111H167ZM173 112V111H172ZM175 112V111H174ZM187 112H185V113H183L184 115H186V113ZM190 112H191V110H190ZM206 112H208V113H205V114H209V110L208 111H206ZM217 112V111H216ZM230 112V111H229ZM228 112V114H230L231 115V113H229ZM233 112V111H232ZM251 112V111H250ZM29 113V112H28ZM44 113H46V112H44ZM53 113V112H52ZM87 113V112H86ZM117 113V112H116ZM127 113H129V112H127ZM126 113V114H127ZM176 113H179V112H177L176 111ZM175 113V114H176ZM181 113V112H180ZM192 113V112H191ZM211 114H212V111L210 112ZM243 113V112H242ZM253 113V112H252ZM256 113V112H255ZM9 114V113H8ZM38 114V113H37ZM70 114H72V113H70ZM88 114V113H87ZM115 114V113H114ZM122 114V113H121ZM132 114V113H131ZM217 114V113H216ZM222 114H223V112H222ZM228 114H226L227 116H228ZM247 115L248 114H250V113H246ZM259 114V113H258ZM19 115V114H18ZM39 115V114H38ZM65 115H66V113H65ZM82 115V114H81ZM129 115V114H128ZM128 115H127V117H128ZM140 115V114H139ZM179 115V114H178ZM196 114L194 113V116H190V114H189V116L187 115V117H189L190 119H193V120H198V121H202V120H209V121H212V122H215L214 123V125H215V127H216V125H217V127H219L220 125L221 126H228L229 127V125H227V124H229V122H228V120H227V122H222L221 123V121H219V119H220V117L219 118H217V117H215V116H212V117H208V116H206L205 117V115H204V118L202 119H200V118H194V117H197V116H195ZM210 115V114H209ZM214 115V114H213ZM224 115H225V113H224ZM233 115V114H232ZM245 115V114H244ZM12 116H13V114H12ZM45 116H47L46 114H45ZM78 116V115H77ZM82 116H84V115H82ZM87 116V115H86ZM90 116V115H89ZM92 116V115H91ZM179 116H181V114L179 115ZM217 116V115H216ZM258 116V115H257ZM260 116V115H259ZM29 117V116H28ZM34 117V116H33ZM37 117V116H36ZM35 117V118H36ZM50 117V116H49ZM130 117V116H129ZM202 117V116H201ZM222 117V116H221ZM245 117H246V115H245ZM251 117V116H250ZM22 118V117H21ZM27 118V117H26ZM69 118V117H68ZM80 118V117H79ZM92 118H95V117H92ZM99 118V117H98ZM263 118V117H262ZM5 119V118H4ZM132 119H135V118H132ZM142 119V118H141ZM228 119V118H227ZM229 119H230V117H229ZM244 119V118H243ZM252 119V118H251ZM254 119V118H253ZM24 120V119H23ZM33 120H34V118H33ZM55 120V119H54ZM58 120V119H57ZM60 120V119H59ZM73 120V119H72ZM98 120V119H97ZM99 120H100V118H99ZM102 120V119H101ZM112 120V119H111ZM139 120V119H138ZM223 120H225V118L223 119ZM231 120V119H230ZM245 120V119H244ZM256 120V119H255ZM8 121H10V120H8ZM48 121V120H47ZM51 121V120H50ZM63 121V120H62ZM103 121H106V120H103ZM132 121V120H131ZM142 121V120H141ZM148 121V120H147ZM258 121V120H257ZM261 121V120H260ZM41 122V121H40ZM39 122V123H40ZM64 122V121H63ZM75 122V121H74ZM73 122V123H74ZM77 122V121H76ZM82 122V121H81ZM208 122V121H207ZM234 122V121H233ZM232 122V123H233ZM245 123H244V125H243V127H247V124L249 123H251V124H253L252 123V121L251 120H248V122H247V120H245L244 121ZM262 122H264V121H262ZM6 123V122H5ZM4 123V124H5ZM24 123V122H23ZM26 123V122H25ZM48 123V122H47ZM58 123V122H57ZM83 123V122H82ZM225 123H227L226 125H223V124H225ZM239 123V122H238ZM255 123H257V122H255ZM7 124V123H6ZM21 124V123H20ZM36 124V123H35ZM49 124V123H48ZM56 124V123H55ZM85 124V123H84ZM240 124V123H239ZM250 124V125H251ZM264 124V123H263ZM50 125V124H49ZM82 125V124H81ZM231 125V124H230ZM235 125V124H234ZM241 125V126H242ZM262 125V124H261ZM7 126H9V125H7ZM6 126V127H7ZM53 126V125H52ZM62 126H63V124H62ZM66 126H67V123H66ZM221 126L219 127V128H221ZM19 127V126H18ZM31 127V126H30ZM35 127V126H34ZM33 127V128H34ZM42 127V126H41ZM59 127V126H58ZM64 127V126H63ZM72 127H73V125H72ZM75 127V126H74ZM77 127V126H76ZM75 127V128H76ZM79 127V126H78ZM92 127V126H91ZM232 127V126H231ZM32 128V127H31ZM31 128H29V129H31ZM60 128V127H59ZM65 128V127H64ZM68 128V127H67ZM233 129H234V127H232ZM248 128H250V127H248ZM259 128V127H258ZM4 129V128H3ZM10 129H12V128H10ZM16 129V128H15ZM14 129V130H15ZM47 129V128H46ZM50 129V128H49ZM55 129V128H54ZM61 129H62V127H61ZM78 129V128H77ZM79 129H81V128H79ZM224 132L226 131V129H223V127L221 128ZM233 129H232V131H230L231 133L228 135V137L226 138V141L227 140H236V141H238L239 139H241L242 137H244V135L243 134H241L239 131H237V132H239L238 134L236 133V131L234 132L233 131ZM260 129H261V127H260ZM263 129H264V126H263ZM36 130V129H35ZM38 130V129H37ZM71 130H72V128H71ZM74 130V129H73ZM83 130V129H82ZM96 130V129H95ZM94 130V131H95ZM100 130V129H99ZM228 130H230V129H228ZM227 130V131H228ZM235 130V129H234ZM254 130V129H253ZM5 131H7V130H5ZM4 131V132H5ZM22 131V130H21ZM20 131V132H21ZM27 131V130H26ZM31 131V130H30ZM34 131V130H33ZM52 131V130H51ZM80 131V130H79ZM97 131V130H96ZM103 131V130H102ZM227 131H226V133H227ZM255 131V130H254ZM13 132V131H12ZM25 132V131H24ZM29 132V131H28ZM45 132V131H44ZM54 132H56V131H54ZM68 132V131H67ZM70 132V131H69ZM99 132H101V130L99 131ZM99 132H97V133H99ZM259 132V131H258ZM16 133H17V131H16ZM23 133V132H22ZM34 133V132H33ZM47 133V132H46ZM59 133H60V131H59ZM62 133V132H61ZM74 133H76V132H74ZM95 133V132H94ZM103 133V132H102ZM111 134V135H113L114 133L113 132H111V131H108V130H106V134ZM236 133V134H235ZM259 133H262L261 131L259 132ZM258 133V134H259ZM9 134V133H8ZM24 134V133H23ZM52 134V133H51ZM71 134H72V132H71ZM70 134V135H71ZM91 134V133H90ZM124 134H126V133H124ZM26 135H27V132H26ZM29 135H31V134H29ZM39 135V134H38ZM44 135V134H43ZM43 135H42V137H41V139L42 138H44L43 137ZM69 135V137H71ZM75 135V134H74ZM78 135V134H77ZM100 135V134H99ZM101 135H104V133L103 134H101ZM115 135V134H114ZM117 135V134H116ZM119 135H121V134H119ZM128 135V134H127ZM126 135V136H127ZM130 135V134H129ZM262 135V134H261ZM12 136V135H11ZM15 136V135H14ZM17 136V135H16ZM34 136V135H33ZM48 136V135H47ZM57 136V135H56ZM79 136V135H78ZM82 136V135H81ZM107 136V135H106ZM105 136V137H106ZM122 136V135H121ZM253 136V135H252ZM29 137H31V136H29ZM38 137V136H37ZM52 137V136H51ZM60 137V136H59ZM97 137V136H96ZM109 137V136H108ZM118 137V136H117ZM116 137V140L117 139H120L119 137L117 138ZM129 137V136H128ZM264 137V136H263ZM14 138V137H13ZM39 138V137H38ZM45 138H47V140H48V137H45ZM57 138V137H56ZM64 138H66V137H64ZM92 138H94V137H92ZM102 138V137H101ZM50 139V138H49ZM55 139V138H54ZM60 139H62V138H60ZM97 139H98V137H97ZM113 140H114V138H112ZM112 139H111V141H112ZM122 139H124V137L122 138ZM125 139H126V137H125ZM128 139V138H127ZM16 140H19V138H16ZM34 140H37V139H34ZM43 141L44 140H46V139H42ZM53 140V139H52ZM51 140V141H52ZM64 140V139H63ZM249 140H250V137H249ZM262 140V139H261ZM33 140H32V138H31V142H32ZM41 141V140H40ZM43 141H41L42 143H44ZM51 141H47L48 142V146H49V142H51ZM88 141H89V139H88ZM106 141V140H105ZM109 141L110 140H108V142L107 143H109ZM239 141H241V140H239ZM243 141H244V139H243ZM242 141V142H243ZM56 142V141H55ZM73 142V141H72ZM101 142H102V140H101ZM117 142L119 143V141L117 140ZM121 142H124V140H122L121 141V139H120V143ZM247 142H250V141H247ZM247 142H245V143H247ZM5 143V142H4ZM35 143V142H34ZM37 143V142H36ZM35 143V144H36ZM46 143V142H45ZM44 143V144H45ZM52 143V142H51ZM64 143V142H63ZM63 143L61 142V144L63 145ZM74 143V142H73ZM91 143H93V142H91ZM98 143H100V142H98ZM107 143H105V144H107ZM117 143V144H118ZM239 143H241V142H239ZM244 143V144H245ZM251 143V142H250ZM17 144V143H16ZM38 144V143H37ZM39 144H40V142H39ZM38 144V145H39ZM43 144V145H44ZM47 144V143H46ZM55 144V143H54ZM69 144H71V143H69ZM110 144V143H109ZM117 144H115V145H117ZM225 147H227V144L225 143V142H223L222 143ZM243 144V145H244ZM247 144H249V143H247ZM252 144V143H251ZM258 144V145H257ZM8 145V144H7ZM14 145V144H13ZM20 146H25L23 143L22 144H19ZM56 145H57V143H56ZM55 145V146H56ZM65 145V144H64ZM66 145H68V144H66ZM77 145V144H76ZM75 145V146H76ZM113 145V144H112ZM111 145V146H112ZM128 145H129V143H128ZM250 145V144H249ZM10 146V145H9ZM9 146H8V148H6V150H8V151H11L12 150V153L15 151V153L17 154V153H19L18 151H22L21 149H19V148H22L23 149V147H20V146H10V148H9ZM27 146H28V144H27ZM30 146V145H29ZM41 146V145H40ZM58 147H60L59 145H57ZM74 146V145H73ZM72 146V147H73ZM89 146V145H88ZM88 146H86L87 148H88ZM94 146V145H93ZM104 146V145H103ZM114 146V145H113ZM121 146V145H120ZM119 146V147H120ZM257 146H259L260 147V144L256 141V143L254 144L253 143V147L252 148H256L255 150L254 149H252L253 151H255L254 153L256 154V159L257 158H263L262 160L264 161V154H263V152H261L260 150H259V148L257 147ZM262 146H264V145H262ZM262 146H261V150H263L262 149ZM3 147V146H2ZM2 147H0V148H2ZM14 147H16V148H18V149H16V150H14ZM33 147V146H32ZM50 147V146H49ZM57 147V148H58ZM95 147L96 146H94L93 148H94V150H96L95 149ZM126 148H127V146H125ZM125 147H123V149L122 150H125L126 151V149H125ZM244 147V146H243ZM13 148V149H12ZM36 148V147H35ZM38 148V147H37ZM40 148V147H39ZM42 148H44V147H42ZM63 148V147H62ZM61 148V149H62ZM86 148V149H87ZM92 148V147H91ZM91 148H89V149H91ZM101 148V147H100ZM116 148V147H115ZM3 149V148H2ZM29 149V148H28ZM27 149V150H28ZM34 149V148H33ZM49 149V148H48ZM50 149H53V148H50ZM98 149H99V147H98ZM97 149V150H98ZM103 149V148H102ZM104 149H106V148H104ZM250 149V148H249ZM6 150L4 149L3 151H5L6 152ZM14 150V151H13ZM31 151H32V149H30ZM41 150V149H40ZM47 150V149H46ZM56 150V147H54V151ZM65 150H67V149H65ZM70 150V149H69ZM93 150V149H92ZM96 150V154H98V151H100V150H98L97 151ZM119 150H120V148H119ZM252 150H250V151H252ZM261 152V155H259V151ZM1 151V150H0ZM23 151H25V150H23ZM48 151V150H47ZM73 151V150H72ZM78 151V150H77ZM76 151V152H77ZM86 151V150H85ZM84 151V152H85ZM90 151V150H89ZM246 151V150H245ZM256 151H258V152H256ZM2 152V151H1ZM0 152V153H1ZM39 152V151H38ZM57 152V151H56ZM94 152V151H93ZM93 152H90V153H93ZM117 152H118V150H117ZM117 152H116V154H117ZM121 152V151H120ZM3 153V152H2ZM1 153V154H2ZM11 153V154H12ZM48 153V152H47ZM61 153V152H60ZM67 153V152H66ZM65 153V154H66ZM74 153V152H73ZM100 153H102V152H100ZM104 153V152H103ZM108 153V152H107ZM123 153V152H122ZM251 153H253V152H251ZM258 153V154H257ZM3 154H5V153H3ZM7 154V153H6ZM10 153H8V155H9ZM55 154V153H54ZM68 154V153H67ZM76 154V153H75ZM80 154V156H82L81 154L82 153H79ZM109 154V153H108ZM157 154H159V153H157ZM7 155V156H8ZM46 155V154H45ZM58 155V154H57ZM64 155V154H63ZM110 155V154H109ZM109 155H108V157H109ZM1 156V155H0ZM3 156V155H2ZM2 156L0 157V158H2ZM22 156V155H21ZM28 155H26L25 156V158L27 157ZM52 156V155H51ZM66 156V155H65ZM70 156V155H69ZM76 156V155H75ZM160 156H162V157H160ZM254 156V155H253ZM258 156V157H257ZM9 157V156H8ZM11 157V156H10ZM13 157V156H12ZM18 157V156H17ZM116 157V156H115ZM118 157V156H117ZM121 157V156H120ZM153 157V156H152ZM3 158H4V156H3ZM2 158V159H3ZM30 158V157H29ZM41 158V157H40ZM69 158V157H68ZM71 158V157H70ZM100 158V157H99ZM151 158V157H150ZM155 158H156V156H155ZM5 159V158H4ZM3 159V160H4ZM15 159H16V157H15ZM31 159H32V157H31ZM125 159V158H124ZM147 160L149 159V158H146ZM154 159V158H153ZM18 160V159H17ZM28 160V159H27ZM33 160V159H32ZM50 160V159H49ZM58 160V159H57ZM63 160V159H62ZM68 160V159H67ZM84 160H85V158H84ZM87 160V159H86ZM103 160V159H102ZM110 160V159H109ZM113 160V159H112ZM147 160H146V162H147ZM262 160H260V162L262 161ZM0 161H1V159H0ZM6 161V160H5ZM19 161V160H18ZM17 161V162H18ZM26 161V160H25ZM52 161V160H51ZM56 161V160H55ZM90 161V160H89ZM126 161V160H125ZM124 161V162H125ZM145 161V160H144ZM258 161H259V159H258ZM4 162V161H3ZM12 162H15V161H12ZM20 162V161H19ZM28 162H30V161H28ZM41 162V161H40ZM40 162H38V163H40ZM50 162V161H49ZM63 162V161H62ZM74 162V161H73ZM82 162V161H81ZM112 162V161H111ZM116 162H117V160H116ZM122 162V161H121ZM120 162V163H121ZM129 162V161H128ZM149 162H151V159H150V161ZM155 162H157V163H160V164H163V165H165L166 167H168L167 166V164L168 163H170L171 164V166L169 167V168H171V167H173V170L175 169V168H177V170L179 171V173L176 171V173H175V175L177 176V173H178V175L180 174V173H183L182 175H179V176H181L182 178L180 179V180H182L184 183H182L181 184V182H180V184L181 185H179L180 186V188H179V190L181 189L183 192H184V196H185V199L187 200V197H189V198H194V199H192V200H194V202H196L195 200H197L198 202H199V204L201 205V207H203L204 208V211H205V213H203L204 214V219L206 220V223L207 222H209V223H211L213 220L215 221H221L222 222V220L224 221V216L225 215H223V212H224V210L226 211L227 210V212H236V205L234 204V202H232L233 203V205L232 204H229V203H226V200H225V197L227 196V195H230V193L232 192V193H234L233 191H231V188H237L238 190H239V192H240V194L242 193V191H244L245 193L246 192H248V194H249V192L250 193H252L251 191L253 190V192H255V193H259V194H261V193H263L264 194V175H260V176H257V177H249V175L248 176H246L247 174H249V173H247L246 174V172L245 173H240L241 171H235V170H233V169H226V168H217L216 167V165H214V164H207V165H204V164H200V163H198L197 165H194V166H192V167H188V168H185V166H180V165H178L177 164V162H173V161H166L165 159H163V155L162 154H159L158 155V157L155 159ZM21 163H25V162H21ZM20 163V164H21ZM46 163V162H45ZM59 163V162H58ZM67 163V162H66ZM96 163V162H95ZM100 163V162H99ZM102 163V162H101ZM104 163V162H103ZM106 163V162H105ZM148 163V162H147ZM194 163H197V162H194ZM4 164V163H3ZM13 164V163H12ZM30 164V163H29ZM29 164H28V166H29ZM44 164V163H43ZM48 164V163H47ZM69 164V163H68ZM128 164V163H127ZM130 164V163H129ZM149 164H151V163H149ZM11 165V164H10ZM18 166H20L19 165V163L17 164ZM75 165V164H74ZM81 165V164H80ZM96 165V164H95ZM141 165V164H140ZM12 166V165H11ZM21 166H24V165H21ZM106 166V165H105ZM105 166H103V167H105ZM109 166V165H108ZM107 166V167H108ZM118 166H120V164L118 165ZM126 166V165H125ZM145 166V165H144ZM146 166H148V165H146ZM154 166V165H153ZM165 166L162 168V169H164L165 168ZM42 167V166H41ZM46 167V166H45ZM49 167V166H48ZM56 167H58V166H56ZM76 167H77V165H76ZM138 167V166H137ZM152 167V166H151ZM160 167V166H159ZM14 168V167H13ZM30 168V167H29ZM32 168V167H31ZM36 168V167H35ZM100 168V167H99ZM122 168V167H121ZM150 168V167H149ZM168 168V169H169ZM48 169V168H47ZM80 169V168H79ZM78 169V170H79ZM122 169H124V168H122ZM131 169V168H130ZM15 170V169H14ZM110 170H112L111 168H110ZM150 170V169H149ZM149 170H148V172H149ZM165 170H167L166 168H165ZM176 170V169H175ZM18 171V170H17ZM59 171H60V169H59ZM140 171V170H139ZM168 172H169V170H167ZM170 171H171V169H170ZM181 171V172H180ZM207 171H209V172H207ZM10 172V171H9ZM20 172V171H19ZM80 172H83V171H80ZM112 172V171H111ZM136 172V171H135ZM146 173H147V171H145ZM158 172V171H157ZM162 173H163V171H161ZM174 172V171H173ZM172 172V173H173ZM21 173V172H20ZM32 173V172H31ZM50 173V172H49ZM130 173V172H129ZM134 173V172H133ZM161 173V174H162ZM171 173V172H170ZM169 173V174H170ZM8 174V173H7ZM12 174V173H11ZM25 174V173H24ZM35 174V173H34ZM81 174V173H80ZM131 174V173H130ZM138 174H140V173H138ZM142 174H143V172H142ZM159 174H160V172H159ZM246 174V175H245ZM4 175V174H3ZM6 175V174H5ZM16 175V174H15ZM29 175V174H28ZM33 175V174H32ZM86 175V174H85ZM125 175V174H124ZM124 175H122V176H124ZM149 174L147 173V176H148ZM150 175H151V173H150ZM38 176V175H37ZM55 176H56V174H55ZM81 176V175H80ZM142 176V175H141ZM140 176V177H141ZM155 176V175H154ZM157 176V175H156ZM107 177V176H106ZM130 177V176H129ZM128 177V178H129ZM136 177V176H135ZM139 177V176H138ZM159 177V176H158ZM157 177V178H158ZM197 177H201V179H203V180H200V179H198ZM9 178V177H8ZM7 178V179H8ZM23 178V177H22ZM43 178V177H42ZM59 178V177H58ZM62 178V177H61ZM83 178V177H82ZM89 178V177H88ZM121 178V177H120ZM125 178V177H124ZM147 178V177H146ZM149 178H150V176H149ZM15 179H16V177H15ZM28 179V178H27ZM26 179V180H27ZM81 179V178H80ZM108 179H110V178H108ZM119 179V178H118ZM148 179V178H147ZM151 179V178H150ZM21 180V179H20ZM120 180V179H119ZM131 180V179H130ZM146 180V179H145ZM144 180V181H145ZM157 180V179H156ZM159 180H161V179H159ZM172 180V179H171ZM176 180V179H175ZM179 180V181H180ZM29 181V180H28ZM33 181V180H32ZM45 181V180H44ZM55 181V184L56 185H53L52 183H53V181L51 182V180H46L45 182H46V184H47V186H45V187H43V186H40V190H42V191H40L41 193H40V195H42V196H55V197H59V198H69V197H71V195H72V197L70 198L71 200L72 199H74V201H72V204H71V206L73 207L72 208V210L73 211H75V208H79V211H80V213L84 216V218H87V213H88V208H87V206H85L84 204L86 203V204H90V205H92V206H96V204L94 203L95 202V200L94 199H96V198H94L93 196V200H91V199H88L87 197H86V195L85 194H83V191H88V189L86 190V188H88V187H86V188H84V186L83 185H77V184H69V183H63V182H60V181H58V180H54ZM118 181V180H117ZM149 181V180H148ZM155 181V180H154ZM2 182V181H1ZM16 182V181H15ZM67 182V181H66ZM141 182H142V180H141ZM176 182H178V181H176ZM7 183V182H6ZM5 183V184H6ZM30 183V182H29ZM86 183H88V182H86ZM143 183V182H142ZM155 183H157V182H155ZM158 183H161V182H158ZM33 184V183H32ZM135 184V183H134ZM169 184V183H168ZM175 183H173V185L172 186H175L174 185ZM123 185V184H122ZM127 185V184H126ZM143 185V184H142ZM157 185V184H156ZM9 186V185H8ZM15 186V185H14ZM20 186V185H19ZM24 186V185H23ZM73 186H77V188H78V190L79 191H81V193H77L76 191H75V188L73 187ZM87 186V185H86ZM90 186V185H89ZM134 186V185H133ZM136 186H138V185H136ZM159 186V185H158ZM169 186V185H168ZM177 187L175 188V187H172L173 189L175 188V190L176 189H178V184L176 185ZM6 187V186H5ZM28 187V186H27ZM93 187V186H92ZM160 188H164V187H161V185L159 186ZM214 187V188H213ZM34 188H36L37 189V187H34ZM90 188V187H89ZM142 188V187H141ZM167 188V187H166ZM38 189H39V187H38ZM92 189V188H91ZM90 189V190H91ZM236 189V190H237ZM18 190V189H17ZM56 190V191H55ZM98 190V189H97ZM128 190V189H127ZM163 190V189H162ZM172 190V189H171ZM174 190V191H175ZM178 190V191H179ZM180 190V193L182 192ZM237 190V191H238ZM37 191V190H36ZM52 191L54 192V193H52ZM134 191V190H133ZM165 191V190H164ZM20 192V191H19ZM169 192V191H168ZM171 193L173 192V191H170ZM22 193V192H21ZM31 193V192H30ZM88 193V192H87ZM96 192H94V194L93 195H98V194H95ZM176 193H177V190H176ZM217 193V194H216ZM236 193V195H237V193L238 192H235ZM28 194V193H27ZM38 194V193H37ZM73 194H76V196L75 197H73ZM92 194V193H91ZM175 194V193H174ZM239 194V193H238ZM239 194V195H240ZM247 194V193H246ZM259 194H257L256 196H260ZM26 195V194H25ZM131 195V194H130ZM181 195H183V194H181ZM180 195V196H181ZM223 195H225L224 197H223ZM242 195H244V193L242 194ZM253 195V194H252ZM32 196V195H31ZM180 196H179V198H180ZM254 196V195H253ZM255 196V197H256ZM80 197H85L90 203H88L87 201H85V200H82ZM228 197V196H227ZM226 197V198H227ZM231 197V196H230ZM240 197H243V196H241L240 195ZM263 197V196H262ZM189 198H188V200H189ZM224 198V199H223ZM248 198V197H247ZM264 198V197H263ZM263 198H262V200H263ZM127 199V198H126ZM181 199V198H180ZM184 199V198H183ZM249 199H251L250 197H249ZM256 199H257V197H256ZM258 199H260V198H258ZM257 199V201H259ZM58 200V199H57ZM233 200V199H232ZM232 200H230V201H232ZM261 200V201H262ZM96 201H98V200H96ZM184 201V200H183ZM190 201V200H189ZM237 201V200H236ZM239 201V202H238ZM238 203H240V199H238ZM1 202V201H0ZM35 202V201H34ZM81 202H83L84 204H82ZM100 202V201H99ZM98 202V203H99ZM126 202V201H125ZM185 202H187V201H185ZM193 202V203H194ZM264 202V201H263ZM262 202V203H263ZM67 203V202H66ZM180 203V202H179ZM242 203V202H241ZM253 203V202H252ZM252 203H249L250 205H251V208L253 207L254 208V206L257 204L256 202V204L254 205V206H252L253 204ZM258 203H261L260 201L258 202ZM261 203V204H262ZM61 204V203H60ZM102 204V203H101ZM133 204V203H132ZM178 204V203H177ZM196 204V203H195ZM246 204V203H245ZM261 204H259V205H261ZM264 204V203H263ZM31 205V204H30ZM98 205V204H97ZM194 205V204H193ZM198 204H196V206H197ZM240 205V204H239ZM258 205V204H257ZM60 206V205H59ZM64 206V205H63ZM243 205H241V207H242ZM245 206V205H244ZM247 206V205H246ZM249 206V205H248ZM65 207H67L66 209H69L68 208V206H65ZM93 207V208H94ZM125 207V206H124ZM192 207V206H191ZM238 208L240 207V206H237ZM240 207V208H241ZM261 207H262V205H261ZM264 207V206H263ZM71 208V207H70ZM100 208H104V207H100ZM200 208V207H199ZM243 208V207H242ZM245 208V207H244ZM243 208V209H244ZM248 208V207H247ZM250 208V207H249ZM253 208L251 209V211L253 210ZM255 208H258V207H255ZM260 208V207H259ZM259 208H258V211H256V209H255V214H256V212H259ZM110 209V208H109ZM194 209V208H193ZM243 209L241 210V209H238V210H240V211H243ZM264 209V208H263ZM62 210H64V209H62ZM94 210H96V208H94ZM103 210V209H102ZM104 210H106L105 208H104ZM103 210V211H104ZM108 210V209H107ZM106 210V212H108ZM190 210V209H189ZM192 210V209H191ZM195 210H197V209H195ZM199 210V209H198ZM222 210H223V212H222ZM245 210H247V209H245ZM28 211V210H27ZM68 211V210H67ZM97 211V210H96ZM102 211V212H103ZM137 211V210H136ZM188 211V210H187ZM263 211V210H262ZM106 212H105V214H106ZM110 212V211H109ZM112 212V211H111ZM131 212H132V210H131ZM130 212V213H131ZM134 212H135V210H134ZM196 212V211H195ZM244 212V211H243ZM242 212V213H243ZM253 212V211H252ZM73 213V212H72ZM74 213H76L75 215H78L77 214V212L75 211ZM104 213V212H103ZM137 213V212H136ZM139 213V212H138ZM199 213V212H198ZM247 213H248V210H247ZM246 213V214H247ZM251 213V212H250ZM261 213V215H262V217L264 218V215H263V212H260ZM69 214V213H68ZM104 214V215H105ZM110 214V213H109ZM112 214V213H111ZM110 214V215H111ZM118 214V213H117ZM218 214H220V215H218ZM244 214V213H243ZM245 214V215H246ZM249 214V213H248ZM257 214H259V213H257ZM75 215L73 214L72 216H74L75 217ZM107 215H108V213L105 215L106 216V218H107ZM110 215H108V217L109 218H111L110 217ZM115 215V214H114ZM133 215V214H132ZM135 216H136V214H134ZM232 215V213L230 214V216ZM235 215V214H234ZM237 215V214H236ZM235 215V216H236ZM251 215V214H250ZM250 215H248V218H249V216ZM260 215V214H259ZM134 216V217H135ZM139 216V215H138ZM137 216V217H138ZM199 216H202V215H199ZM218 216H220L221 218H223V219H221V218H219ZM228 216H229V214H228ZM227 216V217H228ZM233 216V215H232ZM239 216V215H238ZM256 215H254V219L255 218H258V217H261V216H258V217H255ZM19 217H21V216H19ZM77 217V216H76ZM99 217H101V216H99ZM113 217V216H112ZM237 217V216H236ZM239 217H241V216H239ZM247 217V216H246ZM261 217V218H262ZM18 218V217H17ZM125 219L127 218V217H124ZM225 218H226V216H225ZM232 218V217H231ZM23 219H25V218H23ZM202 219V221H204L203 220V217L201 218ZM226 219H228V218H226ZM237 219V218H236ZM240 219H243V218H240ZM250 219V218H249ZM20 220V219H19ZM102 220V219H101ZM99 221V219H98V222H99V225H98V229L96 230V231H98V233H100L102 236H104L105 238H108L106 241H108L109 239H112V240H114L115 241V243H116V245L118 246V248L120 249V250H122V252H124L125 253V255H126V257H127V259L130 261V262H133V264H145V260L141 257V255H139L138 253H136V252H134L133 250H131V248L129 247V246H127L125 243H124V240L122 239V237H120V235H118V233H116L115 231H112L109 227H108V224L106 225V224H104V220H102V221ZM137 220V219H136ZM143 220V219H142ZM234 220V219H233ZM256 220V219H255ZM258 220V219H257ZM256 220V221H257ZM263 220V219H262ZM128 221H129V219H128ZM201 221V220H200ZM259 221V220H258ZM17 222H18V220H17ZM102 222V223H101ZM136 222V221H135ZM138 222V221H137ZM142 222V221H141ZM224 222H226V223H228L229 224V222L228 221H224ZM241 222L243 223V220H241ZM263 222V221H262ZM82 223H84V222H82ZM130 223V222H129ZM204 223V222H203ZM203 223H201L202 225H203ZM219 223V222H218ZM114 224V223H113ZM141 224H143V222L141 223ZM212 225H213V222L211 223ZM244 224V223H243ZM115 225H117V227H118V225L121 227L120 229L122 230V228H124L125 230H127V232L129 231V233L130 234H132L133 235V229L130 227L131 226V224H130V226L127 224V222H125L124 220H122V221H119V220H117L116 221V223H115ZM138 225V224H137ZM207 225V224H206ZM216 225H218L217 224V222H216ZM215 225V227H217ZM230 225H231V223H230ZM248 225V224H247ZM139 226V225H138ZM210 226V225H209ZM232 226V225H231ZM259 226V225H258ZM142 227H144V225L142 226ZM207 227V226H206ZM214 227V228H215ZM229 226H227L226 228H228ZM247 227V226H246ZM245 227V228H246ZM249 227V226H248ZM263 227V226H262ZM139 228V227H138ZM205 228V227H204ZM216 229V228H215ZM230 228H228V230H229ZM231 229H233V227L231 228ZM136 230V229H135ZM140 230V234H142V228H140L139 229ZM236 230V229H235ZM250 230V229H249ZM231 231V230H230ZM243 231V230H242ZM247 231V230H246ZM144 232V231H143ZM216 232V231H215ZM227 232V231H226ZM232 232V231H231ZM230 232V233H231ZM250 232V231H249ZM259 232V231H258ZM224 233V232H223ZM228 233H229V231H228ZM227 233V234H228ZM125 234V233H124ZM247 234V233H246ZM245 234V235H246ZM251 234V233H250ZM147 235V234H146ZM217 235V234H216ZM134 236V235H133ZM227 236V235H226ZM229 236V235H228ZM219 237V236H218ZM229 238V237H228ZM231 238V237H230ZM233 238V237H232ZM248 238V237H247ZM253 238H255V237H253ZM129 239H132V237H129ZM142 239L143 240H145V241H147V242H149L148 241V238L146 239L145 238V234H144V236H142ZM226 239V238H225ZM236 239V238H235ZM256 240V239H255ZM245 241V240H244ZM150 244H151V242H149ZM244 243V242H243ZM152 245V244H151ZM258 246V245H257ZM145 247H147V248H145ZM154 247V246H153ZM155 248H157V247H155ZM158 249V248H157ZM138 251H142V250H145V252L144 253H146L147 251L148 252H151L150 250V248L148 247V246H143V245H141L140 246V248L138 247V249H137ZM160 250V249H159ZM161 251V250H160ZM162 252V251H161ZM152 253V252H151ZM154 253H157L158 255H160L158 252H154ZM163 253V252H162ZM196 253V252H195ZM165 255V254H164ZM161 256V255H160ZM166 256V255H165ZM165 256H161V257H163V258H166ZM151 257V256H150ZM168 258V257H167ZM165 259V261H169L168 259ZM157 260V259H156ZM204 260V259H203ZM163 261V260H162ZM156 262H158V261H156ZM170 262V261H169ZM164 263V262H163ZM171 263V262H170Z\"/></svg>",
    "mask_w": 264,
    "mask_h": 264
},
{
    "label": "water",
    "instance_id": "water-1",
    "mask_svg": "<svg viewBox=\"0 0 264 264\" xmlns=\"http://www.w3.org/2000/svg\"><path fill=\"white\" fill-rule=\"evenodd\" d=\"M35 2L36 0H0V100L10 92L8 87L12 86L13 81L18 78L21 71H26L27 69L37 74L40 81L47 79V75H51L48 70H45L44 66L36 65L29 60L31 59L29 57L31 56L29 47L32 42L30 36L34 27L32 23H35L38 17L27 6L34 5ZM179 26L183 25L173 26L170 23H164L147 35L131 34L126 30L124 34L131 39V42L142 44L139 49V51H142L141 53H146L147 50L156 51L155 54L147 56L151 63H155L161 55H166V53H176L172 55L176 58L185 51H194L190 45L195 42L170 40L168 41L169 44L177 45H159L158 47L150 44ZM36 51L42 55H47L46 53L50 52L45 47H41ZM117 68L122 70L120 66H117ZM46 91L56 96L55 93L47 88ZM82 103L85 109L89 108L94 113L95 111H100L84 101ZM68 107L70 110H72V107L77 109L74 103ZM139 112L147 116L150 121L138 124L119 114H109L100 111L97 114L95 113L94 116L106 121H99L94 125V128L96 130L102 129L105 132L108 130L114 134L117 131L130 134L131 143L123 154L134 160L146 159L160 153L166 161L177 162L178 165L185 166V168L192 167L198 163L204 165L214 164L217 168L235 169L249 173L253 177L264 175V161L260 162L253 158V154L245 151L238 141L232 139L226 141L228 136L221 128L209 127L207 121L193 120L159 108L157 110L147 108L139 110ZM80 113L84 112L80 111ZM223 142L227 144V147L222 144ZM96 210L106 222L112 223L117 220H123L116 213H114L115 215L112 219H108L99 207H96ZM121 231L125 233L128 241L136 249L145 244L151 249L152 253L158 252L161 256H165L164 253L153 247L149 242L136 240L124 228ZM129 237H132V239H129ZM142 252H145V250H142Z\"/></svg>",
    "mask_w": 264,
    "mask_h": 264
}]
</instances>
